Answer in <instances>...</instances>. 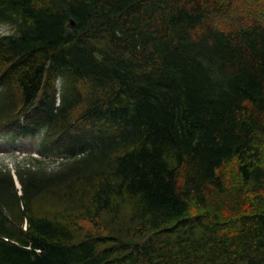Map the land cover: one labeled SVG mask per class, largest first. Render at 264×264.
Wrapping results in <instances>:
<instances>
[{"label": "trees", "instance_id": "obj_1", "mask_svg": "<svg viewBox=\"0 0 264 264\" xmlns=\"http://www.w3.org/2000/svg\"><path fill=\"white\" fill-rule=\"evenodd\" d=\"M0 264H264V0H0Z\"/></svg>", "mask_w": 264, "mask_h": 264}, {"label": "rangeland", "instance_id": "obj_2", "mask_svg": "<svg viewBox=\"0 0 264 264\" xmlns=\"http://www.w3.org/2000/svg\"><path fill=\"white\" fill-rule=\"evenodd\" d=\"M6 31V27L0 24V34L6 33ZM38 140L39 136H36L31 139L26 138L23 141L16 138L15 141L9 142L0 136V167L7 166L13 171L17 165L28 163L31 160L30 157L33 156L39 159L42 158L46 167L57 165L58 160H60L59 156L41 157L35 153Z\"/></svg>", "mask_w": 264, "mask_h": 264}]
</instances>
